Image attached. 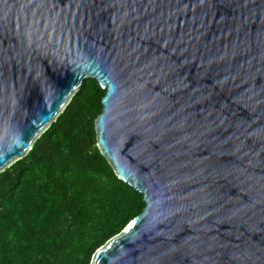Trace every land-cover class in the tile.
Returning a JSON list of instances; mask_svg holds the SVG:
<instances>
[{
  "label": "water",
  "instance_id": "95a60500",
  "mask_svg": "<svg viewBox=\"0 0 264 264\" xmlns=\"http://www.w3.org/2000/svg\"><path fill=\"white\" fill-rule=\"evenodd\" d=\"M93 78L146 207L92 264H264V0H0V172Z\"/></svg>",
  "mask_w": 264,
  "mask_h": 264
},
{
  "label": "trees",
  "instance_id": "16d2710c",
  "mask_svg": "<svg viewBox=\"0 0 264 264\" xmlns=\"http://www.w3.org/2000/svg\"><path fill=\"white\" fill-rule=\"evenodd\" d=\"M106 89L86 79L32 149L0 172V264H92L146 207L99 146Z\"/></svg>",
  "mask_w": 264,
  "mask_h": 264
}]
</instances>
